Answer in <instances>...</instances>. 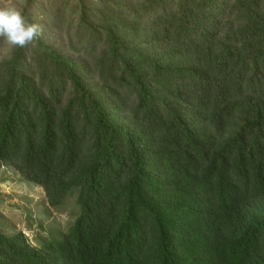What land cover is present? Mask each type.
<instances>
[{
    "label": "trees",
    "instance_id": "obj_1",
    "mask_svg": "<svg viewBox=\"0 0 264 264\" xmlns=\"http://www.w3.org/2000/svg\"><path fill=\"white\" fill-rule=\"evenodd\" d=\"M39 5L0 162L80 211L40 250L0 230V264H264V0Z\"/></svg>",
    "mask_w": 264,
    "mask_h": 264
},
{
    "label": "rangeland",
    "instance_id": "obj_2",
    "mask_svg": "<svg viewBox=\"0 0 264 264\" xmlns=\"http://www.w3.org/2000/svg\"><path fill=\"white\" fill-rule=\"evenodd\" d=\"M61 1L39 0L41 5L38 9L56 10ZM15 2L0 0V6ZM55 22L51 21L52 27H55ZM43 24L50 25L46 20ZM13 48L3 39L0 42V60L9 57ZM79 211L76 193L63 204L52 206L41 186L27 180L14 166L0 162V230L5 235L22 233L33 248L40 250L42 243L62 238Z\"/></svg>",
    "mask_w": 264,
    "mask_h": 264
},
{
    "label": "clouds",
    "instance_id": "obj_3",
    "mask_svg": "<svg viewBox=\"0 0 264 264\" xmlns=\"http://www.w3.org/2000/svg\"><path fill=\"white\" fill-rule=\"evenodd\" d=\"M28 0H16L0 6V37L13 46L24 48L42 35V27L29 21L25 14Z\"/></svg>",
    "mask_w": 264,
    "mask_h": 264
}]
</instances>
